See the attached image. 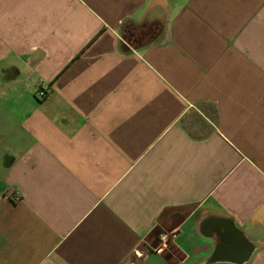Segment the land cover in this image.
<instances>
[{
  "label": "crops",
  "instance_id": "0c3cea01",
  "mask_svg": "<svg viewBox=\"0 0 264 264\" xmlns=\"http://www.w3.org/2000/svg\"><path fill=\"white\" fill-rule=\"evenodd\" d=\"M126 261L264 264V0H0V264Z\"/></svg>",
  "mask_w": 264,
  "mask_h": 264
},
{
  "label": "built area",
  "instance_id": "2783aa9c",
  "mask_svg": "<svg viewBox=\"0 0 264 264\" xmlns=\"http://www.w3.org/2000/svg\"><path fill=\"white\" fill-rule=\"evenodd\" d=\"M47 86H45L44 85V82H41V83H39L38 85H37V95L39 96V97H41V98H44V97H46L47 96ZM15 199L16 200H20L21 199V196H20V194H19V192L17 193H15ZM135 254H136V257H141V256H143L144 255V252H143V250H137L136 252H135ZM125 264H136V262H131V261H126L125 262Z\"/></svg>",
  "mask_w": 264,
  "mask_h": 264
}]
</instances>
